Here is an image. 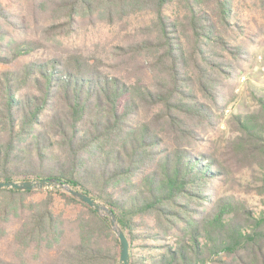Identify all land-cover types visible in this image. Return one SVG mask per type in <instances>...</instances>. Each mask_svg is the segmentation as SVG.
<instances>
[{"label": "trees", "instance_id": "trees-1", "mask_svg": "<svg viewBox=\"0 0 264 264\" xmlns=\"http://www.w3.org/2000/svg\"><path fill=\"white\" fill-rule=\"evenodd\" d=\"M24 3L45 36L0 1V181L58 178L100 201L130 264H264V210L213 188L248 172L244 192L264 196V97L227 136L218 127L264 36V0ZM135 14L151 18L109 61L48 51L63 23ZM55 195L81 209L56 211ZM120 251L108 218L70 194L0 189V264H120Z\"/></svg>", "mask_w": 264, "mask_h": 264}, {"label": "rangeland", "instance_id": "rangeland-1", "mask_svg": "<svg viewBox=\"0 0 264 264\" xmlns=\"http://www.w3.org/2000/svg\"><path fill=\"white\" fill-rule=\"evenodd\" d=\"M3 5L7 6L14 12H22L28 20L29 28L26 34L27 37L32 39H41L45 36L43 18L38 17V25L35 23V18L30 11L28 5L24 0H0ZM23 17V16H22ZM150 15L135 14L117 23L109 25L105 22L96 23L91 25L89 22H79L70 26L62 24L60 28L52 30L54 32L53 40L48 42L49 52L51 54L60 53H81L88 57L101 58L103 60H110V53L116 49L118 45L124 42V36L133 33L137 28L144 26L148 23ZM24 20V18H23ZM253 57L251 61L244 64V72L235 82L233 86L232 101L230 99L229 106L225 112V118L218 123L220 132H225V136L229 134L228 120L231 115L248 114L258 108L257 97H264V36H261L256 43L251 46ZM117 51V50H116ZM41 55V53L36 56ZM30 57L29 59H34ZM6 69L5 66L0 65V71ZM246 80L242 82V78ZM215 134L211 133V137ZM249 173L239 174L234 177L235 183L225 180L224 182H216L214 184V192L219 194L236 193L240 198L242 197L247 201L252 209L257 213L264 210V196L252 192L247 193L245 187L250 182ZM243 184L241 188H237L235 184ZM56 190V189H44ZM36 199H43L46 197V192H39L34 195ZM54 209L61 211L63 209H81L77 205H65V202L59 195H55Z\"/></svg>", "mask_w": 264, "mask_h": 264}, {"label": "water", "instance_id": "water-1", "mask_svg": "<svg viewBox=\"0 0 264 264\" xmlns=\"http://www.w3.org/2000/svg\"><path fill=\"white\" fill-rule=\"evenodd\" d=\"M58 189L60 191L66 192L73 196L76 200L87 204L92 209H94L100 216L107 217L111 228L116 234L117 238L120 240V264H130V244L125 232L121 229L116 215L114 212L105 206L100 201L86 195L81 191L75 190L68 183L58 179H25L17 181H0V189H16L19 191H39L44 189Z\"/></svg>", "mask_w": 264, "mask_h": 264}, {"label": "built area", "instance_id": "built-area-1", "mask_svg": "<svg viewBox=\"0 0 264 264\" xmlns=\"http://www.w3.org/2000/svg\"><path fill=\"white\" fill-rule=\"evenodd\" d=\"M241 80H242V82H244V81L246 80V78H245V77H243Z\"/></svg>", "mask_w": 264, "mask_h": 264}]
</instances>
